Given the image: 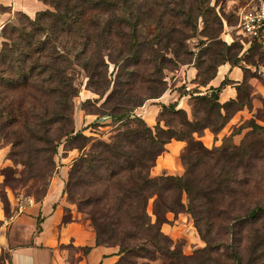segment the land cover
Here are the masks:
<instances>
[{
    "label": "trees",
    "instance_id": "obj_1",
    "mask_svg": "<svg viewBox=\"0 0 264 264\" xmlns=\"http://www.w3.org/2000/svg\"><path fill=\"white\" fill-rule=\"evenodd\" d=\"M41 1L49 8L37 11L33 18L25 15V21L18 26L6 23L2 28L5 40L0 48V138L11 144L8 157L27 166L30 174L49 179L60 141L82 136L79 132L72 136L70 127L77 87L69 70L76 64L86 74V88L104 98L106 112L102 114L120 124L108 141H93L90 150L78 156L69 171L68 180L92 188L83 204L89 207L96 243L111 245L113 241L119 245L120 256L115 264H156L158 258L164 259L161 264H253V253L249 251L244 261L239 244L244 240L251 247L257 244L254 239L250 241L245 228L249 222H261L264 234V204L260 203L264 202V194L249 198L250 181L234 180L237 168L246 174V158L251 157L253 148L242 144L233 147L235 153L228 155L226 148L208 150L199 140L204 129L216 133L222 128L228 107L235 105L238 110L242 106L239 91L247 68L241 64L242 58L234 59L229 54L235 44L225 45L211 55L213 61L216 55L222 57L220 65L228 62L242 69L235 98L219 101L220 91L230 83L225 78L204 94H197L198 88L184 91L190 94L191 118L174 103L162 106V111L182 114L181 126L189 125V134L184 135L182 129L165 121L162 126L159 117L150 127L143 118L131 116V109L125 105H140L164 92L163 70L190 55L186 41L197 30L199 14L206 23L204 12L210 7L205 11L203 6L208 0ZM203 35L214 41L213 31H203ZM237 46L247 58L263 52L257 44L246 50L241 42ZM107 59L115 68L112 83L107 78ZM203 72L204 69L200 76ZM216 72L203 80L205 85ZM142 91L151 93L139 96L137 92ZM212 111L219 118L217 127L209 120ZM198 113L206 117L203 123ZM171 139L186 142L180 153L185 174L152 176L150 170L156 158ZM215 152L223 162L212 172L207 170V161ZM235 182L246 189L228 190L226 204H208L214 195H225L221 189ZM184 193L186 203L182 200ZM150 198L154 220L147 211ZM182 210L194 217L205 241V246L191 255H184L161 230L168 212ZM4 211L7 213L8 207ZM63 218L65 222L69 217ZM200 222L205 227H200ZM262 240L264 247V236ZM256 258L260 260V256Z\"/></svg>",
    "mask_w": 264,
    "mask_h": 264
},
{
    "label": "rangeland",
    "instance_id": "obj_2",
    "mask_svg": "<svg viewBox=\"0 0 264 264\" xmlns=\"http://www.w3.org/2000/svg\"><path fill=\"white\" fill-rule=\"evenodd\" d=\"M249 2L250 0H208V3L204 4L203 6V10H205L208 6L210 7L209 10H205L206 12L203 11L205 13L206 23H204V17L199 14L196 20L197 30L194 35H192L186 41L187 49L189 50L190 55L184 56L186 57V60H181V62H178L174 67L169 69L165 68L163 70V80L166 83L164 90V92H166L169 87L171 88L173 85L177 84V82L175 83L176 80L173 81L174 77H176V75H178L181 70L189 68L191 65L196 69V75L194 78V83H196V86L193 88L204 86L205 84L203 80L211 75L213 71H217L220 62L222 61V57L217 55L214 57L213 61V59H211V55H215V50L221 49L225 45L232 43L235 44V48L231 49L229 54L232 55L234 59L237 57L242 58L243 61H241V64L247 68L246 71H244L245 80L243 81L242 88L239 91L241 95L242 106L238 110L234 109L235 105L228 107L227 115L225 116L226 119L224 121L225 124L218 132L214 133L215 138L211 144L203 143L200 138L199 140L208 150L218 151L222 147L226 148L228 150H226L228 155L235 153V149L232 151L233 147H237L242 144H244L245 147L249 149L253 148L251 157L246 158V160L248 159L249 162L248 167L244 169V171L247 170L245 171L246 174L241 172L240 168H237L234 178V180L239 179L238 181L242 182L245 180L250 181L248 185L250 190V198L253 196H262L264 194V95H262V92L264 93V51L262 50V53L257 52L255 54H251L249 58H247L245 57L246 55L242 56L240 53L241 48L237 46L240 44V39L242 38L237 32L236 28L237 13L240 8L244 7ZM47 8H49V6ZM25 15L27 14L23 12L14 13L7 22L8 26H18L20 21H25ZM2 28L0 29V48L2 42L5 40L3 37L4 34L2 32ZM206 30L214 32V41L210 42V39L205 37V34L203 35V31ZM225 54H227V52ZM107 62V78L112 83L115 75V68L113 63L109 62L108 59ZM203 69L205 72H203V74L200 76V71ZM69 73L72 74L74 78V84L77 87V95L74 96L72 100V123L70 127H72L73 132L71 134L73 136L75 133L79 132L82 136L75 140L69 137L60 141L56 153L54 154L55 167L52 176L56 172L58 166L66 163L70 164L68 168L67 179L63 186L64 201L69 206L65 207L66 213L64 216L69 217V210L72 208L73 210L79 212L82 218L90 221V217L87 213V209L89 207L83 204V201L92 188H89L86 184L79 182L74 183V181L68 180L69 171L74 160L82 153L90 150L93 141H108L120 127V124L119 122L115 123L108 115L102 114L103 112H106L105 107L102 106L104 98H100L98 93L86 88L87 77L84 70L78 65L74 64L71 70H69ZM176 89H178V92L186 91L184 84L178 85ZM150 93L151 92L146 91L137 92L139 96L149 95ZM156 98H148L140 105L132 102H125V105L128 109H131V116L133 115L141 117L134 113V109ZM222 113L224 114L225 111H222ZM106 116L110 118V122L107 121L108 118H106ZM158 117L160 124L162 122V126L165 121L167 124L175 126L178 130L182 129L181 132L184 135L189 134L190 126L185 124L181 126L183 121L182 114H173L172 112L165 110L162 111L161 108L158 112L157 118ZM197 117L201 119L200 121L202 123L204 122L203 119H206L203 113H198ZM209 120L214 121H212L214 127H217L219 124V118L215 115L214 111H212ZM10 149L11 144L5 139L0 138V201L5 208L8 207V211V193L13 195L14 198H17L18 201L21 202H28V200L36 201L41 197L44 191L47 190L52 178L51 176L49 179H47V176H45L41 179L40 175L35 176L32 172L30 174L27 166H24L20 163H14L8 157ZM256 150L260 151V153L254 154ZM218 155L219 153L217 154L216 152L209 155V159L207 161V170L214 172V167H218L219 162H223L221 157ZM64 158H67V160H63ZM179 159L184 168V171L181 174L183 175L186 172V166L182 162L181 157ZM199 171L200 170L197 168L196 172ZM46 183L47 186L44 188ZM243 189H246V186L243 184L236 182L229 183L228 187L221 189L223 192L222 194L225 195H214L208 204H226L229 202L228 190H237L241 192ZM182 200L184 203H186L185 193L182 195ZM135 202L137 203V201ZM260 203L264 204V202ZM152 205L153 198H150L147 205V211L154 220L155 216L152 212ZM166 217L167 221L162 225L166 229H169L170 225H176L177 232L173 237L164 231L162 232L170 237L174 244L180 247L184 255H191L195 250L205 246V241L199 234L196 227V221L191 213L185 210L177 213L168 212ZM260 225L261 222H249L245 225L247 232H249V235H251L250 241L254 239L257 243L256 246L251 247V244H249L250 242H247V240H244L241 244H239V251L241 256L244 258V261L249 251L253 253V264H264V247L261 245L264 234H262L263 232ZM199 226L205 227V224L200 222ZM223 239H221V241ZM111 245L117 246L119 250L118 244H115L112 241ZM252 248L253 250H251ZM222 252H224V250H220V253ZM257 256H260L259 261L256 258ZM163 260V258H158L155 263L161 264Z\"/></svg>",
    "mask_w": 264,
    "mask_h": 264
},
{
    "label": "crops",
    "instance_id": "obj_3",
    "mask_svg": "<svg viewBox=\"0 0 264 264\" xmlns=\"http://www.w3.org/2000/svg\"><path fill=\"white\" fill-rule=\"evenodd\" d=\"M47 7L40 0H0V29L16 12L33 17L37 11ZM195 75L196 69L191 65L181 70L173 80H176L177 84L169 87L160 97L135 108L134 113L141 116L148 126L153 127L158 121L157 115L162 105L174 103L177 109L185 110L191 118L190 94L178 92L176 87L184 84L186 90L192 89L196 86ZM242 76L239 66L223 63L206 85L198 87L197 94L206 93L210 87L218 86L227 78L230 83L219 93V101L225 102L235 98V85L242 80ZM106 118L110 122V118ZM199 138L203 143L211 144L215 134L204 129ZM184 145L185 141L177 139L166 143L165 151L156 158L150 174L181 175L184 168L179 158ZM69 166L70 164L66 163L57 167L45 195L40 200L21 202L8 193L7 213L0 201V264H115L118 260V247L97 244L92 224L82 218L79 212L71 208L70 216L64 222L65 207L69 206L64 201L63 186ZM162 231L173 237L176 235L177 226L170 225V228L166 229L162 225Z\"/></svg>",
    "mask_w": 264,
    "mask_h": 264
},
{
    "label": "built area",
    "instance_id": "obj_4",
    "mask_svg": "<svg viewBox=\"0 0 264 264\" xmlns=\"http://www.w3.org/2000/svg\"><path fill=\"white\" fill-rule=\"evenodd\" d=\"M237 32L241 35L243 50L253 44L264 51V0H250L237 13Z\"/></svg>",
    "mask_w": 264,
    "mask_h": 264
}]
</instances>
